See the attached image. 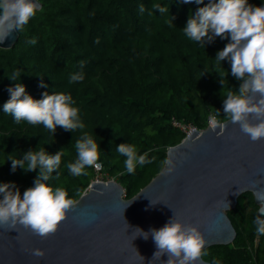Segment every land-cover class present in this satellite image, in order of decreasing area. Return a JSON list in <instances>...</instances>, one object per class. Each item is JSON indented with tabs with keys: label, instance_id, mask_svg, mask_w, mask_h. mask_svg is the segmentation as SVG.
<instances>
[{
	"label": "trees",
	"instance_id": "16d2710c",
	"mask_svg": "<svg viewBox=\"0 0 264 264\" xmlns=\"http://www.w3.org/2000/svg\"><path fill=\"white\" fill-rule=\"evenodd\" d=\"M39 1L42 7L23 26L15 46L0 47V183L14 182L22 194L33 186L39 168L13 172L11 159L38 150L43 142L49 154L64 147L60 167L49 183L63 187L74 202L99 173L105 180L120 182L130 199L161 172L169 148L184 139L175 121L204 129L211 113L219 122L229 119L223 113V95L229 88L238 91L241 82L231 75L230 61L225 59L217 68L214 58L229 41L217 37L204 48L183 31L190 11L209 0L204 4L195 0ZM249 3L259 6L264 0ZM157 4L168 11L161 14L153 7ZM32 39L35 44L28 43ZM17 72L21 76L13 81L10 76ZM75 73H83L84 78L70 83ZM41 82L47 87H41ZM17 83L36 99L45 91L69 95L84 129L65 131L58 126L54 135L42 124L16 123L4 113L3 104L10 98L8 88ZM83 132L99 144L102 168L86 167V174L73 176L66 165L77 159L74 145ZM121 143L135 145L138 155L147 153L152 162L137 164L134 173H127L126 158L116 151ZM257 212L253 195L241 196L237 207L228 212L237 237L230 244L204 250L203 258L219 264H264V235L257 234L253 223Z\"/></svg>",
	"mask_w": 264,
	"mask_h": 264
},
{
	"label": "water",
	"instance_id": "95a60500",
	"mask_svg": "<svg viewBox=\"0 0 264 264\" xmlns=\"http://www.w3.org/2000/svg\"><path fill=\"white\" fill-rule=\"evenodd\" d=\"M19 36L14 30L0 47L15 46ZM166 160L170 163L130 199L120 182L93 180L47 237L20 224L0 225V264H165L169 255L153 259L157 248L151 235L145 239L135 229H159L174 214L199 226L204 250L232 243L237 229L228 212L247 193L261 203L255 190H264V138L252 141L228 119L215 130L196 128L169 148ZM36 248L46 254L33 256ZM197 264L212 263L202 256Z\"/></svg>",
	"mask_w": 264,
	"mask_h": 264
},
{
	"label": "clouds",
	"instance_id": "9594fccd",
	"mask_svg": "<svg viewBox=\"0 0 264 264\" xmlns=\"http://www.w3.org/2000/svg\"><path fill=\"white\" fill-rule=\"evenodd\" d=\"M181 2L192 3L193 0ZM195 3L204 4V0H195ZM153 7L161 14L168 11L158 4ZM38 8L40 5L36 0H0V43L14 30L20 32ZM139 10L143 12L144 6L141 5ZM183 31L190 40L204 48L217 37L229 41L217 51L214 57L216 66L219 68L225 59L230 61L231 75L241 83L238 91L229 88L223 95V113L231 123L238 124L252 141L264 138V4L253 5L249 0H209L194 13L190 11ZM28 43L35 44L36 40L32 39ZM219 75L225 88L223 74ZM20 76L21 73L17 72L10 78L18 81L17 77ZM83 78V73H75L71 75L69 82ZM40 86L47 87L43 82ZM8 92L10 98L3 104V111L11 114L16 123L26 121L31 125L42 124L54 135L58 126L65 131L75 132L85 127L79 118L78 109L72 106L74 102L69 95L45 91L41 99H36L26 92V86L22 83L10 86ZM219 114L217 111L216 115ZM211 124L215 130L218 122L213 118ZM42 143L37 145L38 150L29 149L23 153L22 158L11 159L13 172L17 168H23L26 172L39 168V172L33 186L23 194L14 182L0 183V225L15 228L20 224L30 228L38 236L47 237L58 230L74 200L69 198L63 187H54L49 183L52 174L60 167L64 147L55 154H49L41 146ZM74 147L77 159L66 165L71 175L86 174V167H100V147L89 133L83 132L75 141ZM116 151L126 158L124 165L129 174L136 171L137 164L152 162L147 159V153L138 155L133 144L121 143ZM164 163L169 164L170 161L165 160ZM172 170L168 169L169 172ZM255 191L261 203L253 223L257 234L264 235V190ZM135 230L144 233L145 239L151 235L157 248L153 259L159 260L164 253L169 255L165 264H197L207 254L203 251L207 241L199 226L186 225L175 214L159 229L152 228L145 232L137 227ZM45 254V250L41 248L32 250V255L36 257H43ZM212 264H219V261L213 260Z\"/></svg>",
	"mask_w": 264,
	"mask_h": 264
},
{
	"label": "built area",
	"instance_id": "2783aa9c",
	"mask_svg": "<svg viewBox=\"0 0 264 264\" xmlns=\"http://www.w3.org/2000/svg\"><path fill=\"white\" fill-rule=\"evenodd\" d=\"M213 118H215L217 120V122H219L218 119H217V117L213 113H211V114H209L208 119H207L208 126H212L211 120ZM174 124L176 126H179L183 130V132L185 133V137L184 138H186L189 134H191L196 129V126H194L193 124H183V123H181L179 121H175ZM101 168H102V166L100 165V167L99 168H96V169H97V171H100ZM96 180H99V178H97ZM102 181H109V180L103 179ZM0 198H2L1 195H0Z\"/></svg>",
	"mask_w": 264,
	"mask_h": 264
},
{
	"label": "rangeland",
	"instance_id": "374dc122",
	"mask_svg": "<svg viewBox=\"0 0 264 264\" xmlns=\"http://www.w3.org/2000/svg\"><path fill=\"white\" fill-rule=\"evenodd\" d=\"M98 178H99V180H103V176H102V174L99 173V174H98ZM124 197H125V196H124ZM247 208L250 209V206L248 205Z\"/></svg>",
	"mask_w": 264,
	"mask_h": 264
},
{
	"label": "flooded vegetation",
	"instance_id": "af4514ba",
	"mask_svg": "<svg viewBox=\"0 0 264 264\" xmlns=\"http://www.w3.org/2000/svg\"><path fill=\"white\" fill-rule=\"evenodd\" d=\"M258 208H259V206H258Z\"/></svg>",
	"mask_w": 264,
	"mask_h": 264
}]
</instances>
